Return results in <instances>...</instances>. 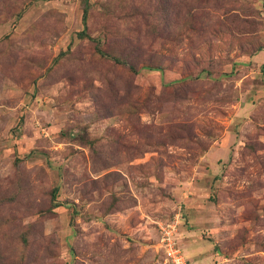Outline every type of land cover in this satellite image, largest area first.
<instances>
[{"label":"rangeland","instance_id":"374dc122","mask_svg":"<svg viewBox=\"0 0 264 264\" xmlns=\"http://www.w3.org/2000/svg\"><path fill=\"white\" fill-rule=\"evenodd\" d=\"M264 264V0H0V264Z\"/></svg>","mask_w":264,"mask_h":264},{"label":"built area","instance_id":"2783aa9c","mask_svg":"<svg viewBox=\"0 0 264 264\" xmlns=\"http://www.w3.org/2000/svg\"><path fill=\"white\" fill-rule=\"evenodd\" d=\"M180 216L158 224L157 246L162 253V264H193L184 253L181 242Z\"/></svg>","mask_w":264,"mask_h":264}]
</instances>
